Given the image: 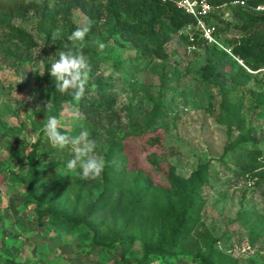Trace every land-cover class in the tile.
I'll return each mask as SVG.
<instances>
[{
	"label": "rangeland",
	"instance_id": "obj_1",
	"mask_svg": "<svg viewBox=\"0 0 264 264\" xmlns=\"http://www.w3.org/2000/svg\"><path fill=\"white\" fill-rule=\"evenodd\" d=\"M35 1L41 6L45 2ZM80 1L95 8L89 5L87 13L71 9V19L60 15L53 30L48 21L42 27L32 13L0 28V264H141L145 245H156L169 232V220L161 213L173 201L166 191L168 170L186 180L204 165L209 183L190 233L175 252L151 255L143 264H264V182L252 170L264 171V80L248 76L234 53V40L244 37L242 25L248 22L237 18L233 8L215 10L224 23L212 17L209 24L229 27L212 44L195 25L180 27L177 16L162 14L168 43L160 55L148 57L112 33L108 11L100 6L107 0ZM60 7L67 8L59 0H48L49 12ZM92 11L102 14L104 28L90 40H68L77 27L89 23ZM239 11L264 14L251 8ZM57 29L60 37L53 40L50 33ZM60 51L96 58V78L87 81L86 95L99 99L98 83L103 82L115 100L108 121L94 126L78 103L68 99L58 116L64 134L77 136L86 130L104 159L108 142L132 133L134 122L149 131L147 136L159 139L153 146L145 138L126 141L124 186L101 203L103 172L95 180H84L79 169L50 166H66L73 158L70 147L54 148L42 132L46 105L48 115L53 106L48 69ZM156 108V120L147 129ZM34 151L41 168L47 167L40 168L41 179L31 185L28 157ZM142 183L156 189L143 201L137 198ZM38 202L43 208L58 206L69 217L85 218L90 210L95 216L68 233L50 218L39 224ZM134 210L138 216L126 252L112 237L103 240L108 247L95 245L94 229L101 228L106 237L119 232Z\"/></svg>",
	"mask_w": 264,
	"mask_h": 264
},
{
	"label": "trees",
	"instance_id": "obj_2",
	"mask_svg": "<svg viewBox=\"0 0 264 264\" xmlns=\"http://www.w3.org/2000/svg\"><path fill=\"white\" fill-rule=\"evenodd\" d=\"M208 1L214 8H216V10H219L217 8L223 5H228L226 10L230 8L235 9V16L240 18V20L243 19L248 22V24L242 25L244 37H242L241 40H234L237 45L234 48V53L243 60L245 65L250 69L256 70L264 67V14L249 16L247 14L244 15L239 11L241 8H251L257 11L258 7L264 6V0H239L245 1V6H232L231 4L237 0ZM59 3L62 5L65 4L67 8L60 7L49 12L47 8L48 0H45L42 6L35 0H0V28H10L14 20L25 19L31 13L37 17L42 27H46L49 22L52 28L54 23H57V19L60 15H62L66 21H69L71 19V9H82L87 13V9L90 5V3L85 1L81 2L80 0H59ZM100 6L108 11L107 20L110 22L109 27L112 29V33L120 35L125 41L131 43L137 48L142 55L148 57L160 55V51L163 49L164 45L168 43L161 27L162 14L177 16L181 23L180 27L184 24H194V20L191 17L182 11H179L171 3L165 4L160 0H107L106 4L101 3ZM91 7L95 8L94 6ZM47 12H49V17H47L48 20L45 17ZM259 12L263 13L264 11ZM89 15L90 19L87 25L90 27V31L85 36L86 40H90L97 31L104 28V24L100 23L102 14L99 11L96 15H94L93 11L89 12ZM212 17L216 18L218 23H224V21L220 17L214 15V13L207 20L208 23ZM238 26V24L235 25V27ZM228 27L229 25L224 29L217 27L216 34L219 35L222 32H225ZM51 30H53V28ZM42 31L44 32L45 30L43 29ZM53 32L54 31H51L50 34H53ZM79 48L81 51L84 50L80 46ZM86 58L90 66L88 81L94 80L96 78V58L91 56H86ZM248 76H250V74H248ZM102 83L103 82L98 83L100 86L99 99H91L87 97V88L89 86L87 82L85 86V95L78 103L80 110L86 115L87 120L94 126L99 125L102 122L104 123L108 117L107 114H112L115 107V100L107 94L108 90L102 86ZM48 85L50 87L49 96H53L51 115L58 117L60 111L63 109V103H67L70 101L68 99L73 98L72 95H70V91L65 93L57 91L55 88V80L53 78L48 81ZM157 113L158 108L155 109L153 116L147 119V129L152 128ZM227 121L228 123L231 122V115L227 116ZM148 133L149 131H146V129H141V123L137 121L133 123L132 133L126 134L119 141L111 140L108 142L109 151L105 157L106 165L103 170L102 180L100 181L103 191L98 198L97 203H101L104 199L113 196L115 191H118L124 186L127 173H125V171L129 168L126 159H124L126 151L125 143L128 139L145 138L146 142L152 146L158 144V137L154 135L147 136ZM37 157L38 154L36 151L32 152L28 157V179L31 185H36L39 179H41L40 170L47 167L42 166L41 168ZM50 166L51 168L60 167L64 170H69L66 166L59 163H54ZM258 169L259 168H253L252 170L255 172V176L259 177L261 182H264V171L256 172ZM208 172L209 168L207 165L200 166L199 169L188 179L183 180L176 175L174 169L170 168L168 170V187L166 191L167 195L173 201H170V204L163 205L161 213L166 222L169 220V232L163 233L157 240L156 245H145V259L141 261V264H143V262L151 255H169L175 252L181 245L184 237L190 233L191 226H193L196 221V209L201 205L203 190L209 183ZM153 191H156V189L151 184L142 183L139 193L141 195L137 198H141L143 201ZM36 211L41 226L47 218H50L51 220L56 221V223H59L62 229L68 233H73L74 230L80 228L83 224H87L90 219L95 216L94 210H90L85 218H78L75 216L69 217L62 212L60 207L48 206L43 208L40 202L37 204ZM134 213L135 218L133 217L125 221L126 227L124 229L121 228L119 232H117V230L111 232L109 229L112 234L107 237L101 235V228L94 229L93 232L96 238L95 245L99 247H108L103 240L112 237V241L118 242L126 252L129 243L133 241V238H130L128 233L130 228L133 229L135 226V220H137L138 214L136 210H134ZM140 220L141 218H138V222H140ZM9 264L16 263L10 262Z\"/></svg>",
	"mask_w": 264,
	"mask_h": 264
},
{
	"label": "clouds",
	"instance_id": "obj_3",
	"mask_svg": "<svg viewBox=\"0 0 264 264\" xmlns=\"http://www.w3.org/2000/svg\"><path fill=\"white\" fill-rule=\"evenodd\" d=\"M90 31L88 25L77 27L67 39L76 42H83L86 34ZM60 37L57 29L52 34V39ZM103 48L104 45L100 44ZM90 66L83 54H72L71 52L60 51L58 59L52 60L48 72L55 80V88L61 93L71 92L72 98L79 103L85 95V86L89 78ZM42 72L40 75H43ZM19 96V95H18ZM23 101L24 98L19 96ZM28 99H31L29 97ZM49 103L46 105V119L42 132L49 143L57 149L63 150L70 147L73 158L67 162L69 170L79 169L80 178L84 180H95L103 172L106 162L103 156L96 152L97 142L90 138L85 130L77 136H68L61 131V119L55 115H48ZM22 139V138H21Z\"/></svg>",
	"mask_w": 264,
	"mask_h": 264
},
{
	"label": "built area",
	"instance_id": "obj_4",
	"mask_svg": "<svg viewBox=\"0 0 264 264\" xmlns=\"http://www.w3.org/2000/svg\"><path fill=\"white\" fill-rule=\"evenodd\" d=\"M162 3H171L179 11H182L194 20L197 30H199L204 38L212 44H217L215 40L216 28L208 23V19L214 13V8L208 0H160ZM232 6H245V1H234ZM228 5H223L217 9L226 10ZM257 11H264V6L258 7ZM243 65V64H242ZM244 66V65H243ZM244 68L249 74L260 76L264 79V67L253 70L246 66Z\"/></svg>",
	"mask_w": 264,
	"mask_h": 264
}]
</instances>
